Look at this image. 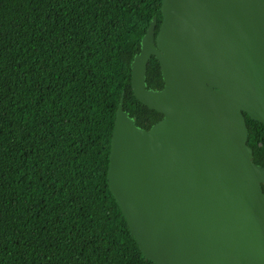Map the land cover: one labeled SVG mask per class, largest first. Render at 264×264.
I'll return each mask as SVG.
<instances>
[{
	"label": "trees",
	"instance_id": "1",
	"mask_svg": "<svg viewBox=\"0 0 264 264\" xmlns=\"http://www.w3.org/2000/svg\"><path fill=\"white\" fill-rule=\"evenodd\" d=\"M161 1L0 0V264H153L106 174L121 98L141 130L163 118L130 85ZM145 85L163 88L153 56ZM244 117L264 168V125Z\"/></svg>",
	"mask_w": 264,
	"mask_h": 264
},
{
	"label": "water",
	"instance_id": "2",
	"mask_svg": "<svg viewBox=\"0 0 264 264\" xmlns=\"http://www.w3.org/2000/svg\"><path fill=\"white\" fill-rule=\"evenodd\" d=\"M131 62V90L163 116L141 130L120 99L107 186L153 264H264V0H162ZM153 56L163 88L146 89Z\"/></svg>",
	"mask_w": 264,
	"mask_h": 264
}]
</instances>
